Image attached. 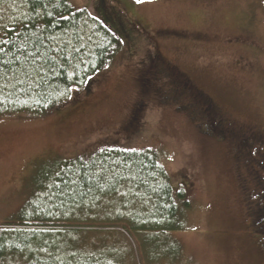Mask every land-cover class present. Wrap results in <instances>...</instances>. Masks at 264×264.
Listing matches in <instances>:
<instances>
[{
	"label": "rangeland",
	"instance_id": "rangeland-1",
	"mask_svg": "<svg viewBox=\"0 0 264 264\" xmlns=\"http://www.w3.org/2000/svg\"><path fill=\"white\" fill-rule=\"evenodd\" d=\"M69 4L92 6L121 47L88 90L72 89L68 105L45 116H0V230L31 200L46 201L59 163L104 149L151 150L176 215H161L169 204L123 182L68 213L67 222L79 224L63 227L77 231L74 249L101 251L117 264H264L259 237L247 228L253 185L238 151L243 138L198 128L212 119V103L237 131L264 134V0ZM164 62L175 76L158 75ZM176 76L188 83L185 96L176 95Z\"/></svg>",
	"mask_w": 264,
	"mask_h": 264
},
{
	"label": "trees",
	"instance_id": "trees-1",
	"mask_svg": "<svg viewBox=\"0 0 264 264\" xmlns=\"http://www.w3.org/2000/svg\"><path fill=\"white\" fill-rule=\"evenodd\" d=\"M69 1L0 0V116H45L68 105L72 89L88 90L91 78L120 49V39L92 6L74 10ZM55 182L42 205L31 200L0 230V261L117 264L101 251L74 249L77 231L63 227L79 225L67 222L70 211L113 194L123 182L158 206L169 204L161 215H176L172 189L151 150L104 149L76 157L57 165ZM256 232L264 240V229Z\"/></svg>",
	"mask_w": 264,
	"mask_h": 264
},
{
	"label": "flooded vegetation",
	"instance_id": "flooded-vegetation-1",
	"mask_svg": "<svg viewBox=\"0 0 264 264\" xmlns=\"http://www.w3.org/2000/svg\"><path fill=\"white\" fill-rule=\"evenodd\" d=\"M157 73L158 75L161 76L162 75L175 76L176 74L173 68L169 64H166L165 62L160 63V67ZM179 77L180 76L177 77L178 78L177 80H179ZM180 80L182 84L179 85V89H177L175 92L179 91L178 93H176V95L181 96L184 94V90H187V88H185L184 86H187L188 83L185 80L182 81L181 77ZM183 96H185V94ZM211 104H209L208 106V109L212 113V119L210 118L211 122L209 119L207 123L205 122V124L199 126L198 128L200 129V131H203L201 132V134L210 137L217 136V137H221L222 139H225L228 137H238L240 135L243 138V143L241 144L240 148H238V151L240 152L243 151L246 154L245 156L248 161L245 162L248 168L247 178L250 180L251 184L253 185V187H251L250 189V193H252L251 196L252 201H250V203L248 204V209L250 210V212H248L249 219H248L247 228H248V232H252L253 234L259 235V236L257 235L259 237L258 248L261 254V249H264V240H261V233H257L256 230L264 229V176H263L264 170H263V174L261 172V166L264 169V153H262L261 151V147H264V134L257 133L251 130L247 131L246 129L237 131L227 119L221 117V114L219 113L216 106ZM200 109L202 111L200 113V115H202L201 118L202 120L204 117L206 118L208 115L203 116L205 110L202 109L201 106ZM200 127H203L208 131L205 132ZM244 145H246L245 148L243 147ZM237 147L239 146L237 145ZM255 166L259 167L260 172L259 170L254 169ZM252 217L254 219H250Z\"/></svg>",
	"mask_w": 264,
	"mask_h": 264
},
{
	"label": "snow or ice",
	"instance_id": "snow-or-ice-1",
	"mask_svg": "<svg viewBox=\"0 0 264 264\" xmlns=\"http://www.w3.org/2000/svg\"><path fill=\"white\" fill-rule=\"evenodd\" d=\"M137 2H147V3H151L152 0H137Z\"/></svg>",
	"mask_w": 264,
	"mask_h": 264
}]
</instances>
